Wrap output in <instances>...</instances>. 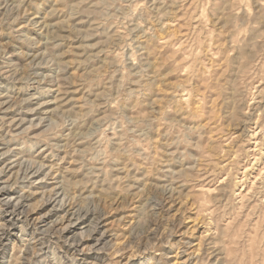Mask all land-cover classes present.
Returning <instances> with one entry per match:
<instances>
[{
  "label": "rangeland",
  "instance_id": "1",
  "mask_svg": "<svg viewBox=\"0 0 264 264\" xmlns=\"http://www.w3.org/2000/svg\"><path fill=\"white\" fill-rule=\"evenodd\" d=\"M0 168V264H264V0H0Z\"/></svg>",
  "mask_w": 264,
  "mask_h": 264
},
{
  "label": "bare ground",
  "instance_id": "2",
  "mask_svg": "<svg viewBox=\"0 0 264 264\" xmlns=\"http://www.w3.org/2000/svg\"><path fill=\"white\" fill-rule=\"evenodd\" d=\"M23 168V167H22ZM1 169V168H0ZM5 170V169H4ZM28 171H29V169H28ZM24 173H25V171H24ZM27 173V172H26ZM31 173V172H30ZM33 173V172H32ZM29 174V173H28ZM35 174V173H34ZM31 177V176H30ZM25 178V177H24ZM3 189V188H2ZM15 210V209H14ZM15 212V211H14ZM76 213H78V212H76ZM97 217V216H96ZM84 218V217H83ZM38 220V219H37ZM99 220V219H98ZM101 221V220H100ZM96 228V227H95ZM98 228V227H97ZM94 231V230H93ZM95 233V232H94ZM90 236V235H89ZM36 241V240H35ZM41 242V241H40ZM39 248V247H38ZM34 249V248H33ZM76 249V248H75ZM35 251V250H34ZM31 253V252H30ZM33 254V253H32ZM28 259V258H27ZM26 263H28V262H26ZM25 263V264H26ZM30 264V263H29Z\"/></svg>",
  "mask_w": 264,
  "mask_h": 264
}]
</instances>
